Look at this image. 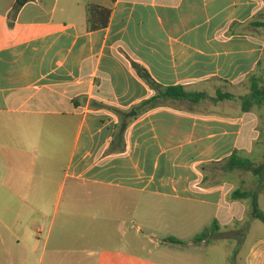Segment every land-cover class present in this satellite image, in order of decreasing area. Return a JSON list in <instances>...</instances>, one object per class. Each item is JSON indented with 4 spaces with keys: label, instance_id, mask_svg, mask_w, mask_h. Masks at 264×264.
<instances>
[{
    "label": "crops",
    "instance_id": "crops-1",
    "mask_svg": "<svg viewBox=\"0 0 264 264\" xmlns=\"http://www.w3.org/2000/svg\"><path fill=\"white\" fill-rule=\"evenodd\" d=\"M16 3L0 0V147L29 153L32 172L28 187L21 176L1 185L0 197L20 204L0 205V264H30L22 245L38 252L28 244L30 215L43 210L26 198L46 197L47 182L58 183V197L69 187L70 198L126 191L176 200L200 224L211 219L203 232L233 225L225 246L235 261L252 215L249 200L232 193L255 179L224 165L235 153L264 161V105L245 106L252 77L264 81V0H29L15 14ZM176 86L203 96L161 92ZM41 164L48 169L38 176ZM60 228L68 232L55 234L49 257L56 222L32 264H121L88 247L72 250L83 257L64 255L66 241L86 234ZM245 263L264 264V239Z\"/></svg>",
    "mask_w": 264,
    "mask_h": 264
},
{
    "label": "rangeland",
    "instance_id": "rangeland-1",
    "mask_svg": "<svg viewBox=\"0 0 264 264\" xmlns=\"http://www.w3.org/2000/svg\"><path fill=\"white\" fill-rule=\"evenodd\" d=\"M32 157L29 153L7 150L0 147V190L1 185L10 186L16 182V177L21 176L22 185L29 186L31 177ZM260 159L256 163H262ZM45 165L38 166L35 173L41 176ZM55 170V167H54ZM250 178L255 179L251 173L239 171ZM251 186L250 182L248 183ZM24 186V187H25ZM46 197L26 198L27 203H34L39 206L43 213L30 215L34 223L30 224L32 247L39 244L36 254L26 250L25 245L20 246L24 253H29L30 264L38 261L45 240L56 222L57 230L53 229V236L47 247V258L53 248L56 247V236L59 232H68L60 228L63 224H74L78 235L85 233L79 242L66 241L62 247L64 255L72 257L85 256L77 248L88 247L93 257H116L121 264H135L139 259H153L161 264H197L198 258L204 259V264H246L245 257L249 248L258 239H264V222L248 215L245 232L241 239L244 245L238 253V258L233 261L226 256L225 243L230 242L234 236H230L236 229L233 225L222 226L219 234H210L209 244L191 246L189 242L205 228L211 226L209 222L200 224L198 214L193 210L182 211L181 203L171 199L135 197L132 192L121 191L120 197H97L96 193L91 196L81 194L77 198H70V188L61 197H58V183L47 182L45 185ZM1 193V192H0ZM17 207L20 204L19 198L0 197V205ZM73 210L71 207H73ZM72 205V206H71ZM263 208V207H261ZM264 210V208L262 209ZM235 226V225H234ZM38 228H44V233L38 237ZM208 230V229H207ZM174 236L181 243L164 241ZM81 237V236H79ZM216 243V244H215ZM211 244V245H210ZM215 244V245H214ZM74 253V254H73ZM69 264V259L65 261ZM94 264V263H93ZM103 264H108L107 262Z\"/></svg>",
    "mask_w": 264,
    "mask_h": 264
},
{
    "label": "trees",
    "instance_id": "trees-1",
    "mask_svg": "<svg viewBox=\"0 0 264 264\" xmlns=\"http://www.w3.org/2000/svg\"><path fill=\"white\" fill-rule=\"evenodd\" d=\"M29 0H17V3L14 7V13H18L21 7L26 4ZM97 9L95 6L89 7V14L92 15L93 11ZM106 23H103L105 25ZM147 81H150L148 74L142 73ZM165 94L172 95L175 97H184L190 98L192 95H197L199 97L203 96V93L194 94L187 92L183 87H168L162 88V91ZM230 96L229 94H220L221 98ZM264 105V81L261 77L254 76L251 79L250 85V97L245 101V106L251 108L253 105ZM225 168L234 171L241 170L243 172L251 173L255 177V185L251 189H237L232 193L233 200H249L251 215L255 219H259L264 222V212L259 206V194L264 190V161L260 164H256L251 158L240 156L238 153L233 154L225 161ZM215 226L213 228L202 232L198 235L194 242H200L205 240L210 236L211 232H214ZM167 241L172 243H181V241L175 238H169Z\"/></svg>",
    "mask_w": 264,
    "mask_h": 264
},
{
    "label": "built area",
    "instance_id": "built-area-1",
    "mask_svg": "<svg viewBox=\"0 0 264 264\" xmlns=\"http://www.w3.org/2000/svg\"><path fill=\"white\" fill-rule=\"evenodd\" d=\"M42 231H43V229H40V230H39V232H42Z\"/></svg>",
    "mask_w": 264,
    "mask_h": 264
}]
</instances>
